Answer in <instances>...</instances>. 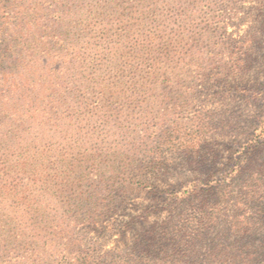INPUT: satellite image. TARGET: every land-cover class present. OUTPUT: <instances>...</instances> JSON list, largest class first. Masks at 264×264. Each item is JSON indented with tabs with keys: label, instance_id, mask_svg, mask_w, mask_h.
<instances>
[{
	"label": "rangeland",
	"instance_id": "rangeland-1",
	"mask_svg": "<svg viewBox=\"0 0 264 264\" xmlns=\"http://www.w3.org/2000/svg\"><path fill=\"white\" fill-rule=\"evenodd\" d=\"M61 3L29 39L55 54L50 114L0 123V264H124L149 233L147 264H175L186 213L216 223L199 264L264 253V185L254 199L250 180H224L237 164L264 174V0ZM194 180L198 199L170 204Z\"/></svg>",
	"mask_w": 264,
	"mask_h": 264
},
{
	"label": "trees",
	"instance_id": "trees-1",
	"mask_svg": "<svg viewBox=\"0 0 264 264\" xmlns=\"http://www.w3.org/2000/svg\"><path fill=\"white\" fill-rule=\"evenodd\" d=\"M49 0H41L36 6L35 0H0V123L13 127L16 124L27 123H44L45 116L50 114V102L45 104L47 95L51 86L54 85L55 66L57 62L54 59V53L48 52L47 42L44 39L35 40V43H29V39L35 34H41L46 27L47 15L49 12L56 16H50L60 20V11L56 10L54 5L52 8L46 7L45 3ZM64 1V0H63ZM57 5H62L61 0H57ZM32 7V8H31ZM39 10V12H34ZM34 12V13H33ZM58 41H64L57 37ZM29 46H33L34 50H40L42 54L36 56L31 52ZM51 105V106H50ZM9 137V135H7ZM7 137V138H8ZM248 163L239 165L237 170L224 178L225 182L230 177L231 181L240 179L243 182L251 181V191L254 196L261 198V193L255 189L256 185H264L263 172H256V169ZM203 180H194L191 190L178 194L179 191L170 192L167 200L170 204L181 205L197 200L198 192L203 191ZM255 184V185H254ZM211 188H215L212 185ZM260 195V196H259ZM168 205V204H167ZM214 219L209 215L199 217L194 214L186 213L182 215L172 230L173 239H178L177 249L169 256L175 264H199L201 261V253L197 245L201 242L210 240L209 234L216 228ZM247 220V219H246ZM245 220V221H246ZM247 220L246 234H252L257 231L259 220ZM181 222V223H180ZM230 230L240 232L242 225L230 222ZM240 224V223H239ZM143 241V242H142ZM157 243L155 235L147 234L142 240L136 241L133 249H131L124 257V264H147L154 252ZM178 245H181L180 248ZM163 246V245H162ZM160 246V248L162 247ZM165 246V245H164ZM183 246L185 248H183ZM239 244H236L238 247ZM165 248V247H164ZM163 248V249H164ZM159 249V248H158ZM163 253L162 250H159ZM239 248L234 252V257L238 258L240 263L256 264L262 262L260 256L264 253L244 254ZM222 258L228 257L224 250L220 254ZM253 256V257H252ZM164 257L161 255V260Z\"/></svg>",
	"mask_w": 264,
	"mask_h": 264
}]
</instances>
